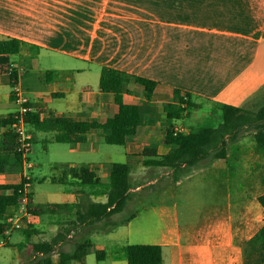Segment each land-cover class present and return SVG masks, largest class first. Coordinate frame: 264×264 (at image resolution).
<instances>
[{
	"label": "crops",
	"instance_id": "0c3cea01",
	"mask_svg": "<svg viewBox=\"0 0 264 264\" xmlns=\"http://www.w3.org/2000/svg\"><path fill=\"white\" fill-rule=\"evenodd\" d=\"M0 36L15 37L24 44L16 54H0V120L16 110L7 66L16 69V83L39 119L52 115L104 121L120 103L139 107L140 123L122 152L105 148L103 143L116 144L115 136L96 128L87 131L81 141L58 143L68 144L69 154L78 156L85 152L98 159L58 162L87 165L103 183L109 180L112 163L128 165L130 178L136 180L159 171V177L166 175L163 188L196 173L214 176L228 168L231 171L224 180H234V194L243 187L244 156L251 157L246 163L255 164L264 172V155L255 150V145L247 153L241 139L232 151L226 148L225 158L205 157L195 165L181 168L180 175L171 176V169L142 163L145 148L160 155L170 149L171 145L162 142L170 125H181L185 131L191 128L165 114L164 105L175 102L174 90L189 94V100L198 105L192 109H201L205 101L214 109L229 104L254 111L264 102V0H0ZM43 51L50 53L47 65L40 63ZM102 66L134 75L129 91L122 93L120 99L99 90ZM147 79L155 82L149 96L144 91ZM190 110L181 119L189 117ZM204 115L203 111L201 116ZM199 117L195 114L193 119ZM220 122L221 118L217 125ZM28 125L32 141L37 139L35 131L51 132L53 140V130H36ZM5 130L0 125V136ZM17 177L18 172L0 173V183H17ZM152 181L141 182L129 191H138ZM70 191L71 201H62L60 194V199L39 201L30 186L29 202L86 204L106 200L105 194H94L90 189ZM15 204L16 197L7 212ZM241 207V199L230 197L223 213L207 216L197 227L188 222L180 224L175 210L160 207L155 210L160 228L148 241L138 240L139 232L131 229L132 218L116 221L115 225H111V216L74 224L76 207L51 213L57 217L48 219L31 213L24 227L17 230L26 243L19 236L11 240L10 233L0 245V264L41 263L36 244L51 240L57 233L59 239L49 253L51 264H60V253L72 252L81 241L90 243L83 258L63 264H127L117 248L137 243L161 245V264H244L245 242L254 232L245 234L238 225L242 220ZM100 249L105 255L97 260L95 252Z\"/></svg>",
	"mask_w": 264,
	"mask_h": 264
},
{
	"label": "trees",
	"instance_id": "16d2710c",
	"mask_svg": "<svg viewBox=\"0 0 264 264\" xmlns=\"http://www.w3.org/2000/svg\"><path fill=\"white\" fill-rule=\"evenodd\" d=\"M24 46L23 42L11 36H0V54H16ZM9 69L10 85L17 82L16 69ZM49 71H46V74ZM134 75L108 66L100 69L98 88L104 93H112L114 98L120 99L122 93L129 91V84L134 80ZM155 82L145 80L144 91L149 96ZM183 94L185 98H183ZM174 90L175 102L164 105L165 114L170 119H181L184 114L197 104L189 100V94ZM221 122L216 127L199 126L190 128L185 132L173 134L172 125L167 128V135L162 137V142L171 145L164 154H157L152 148L144 149L143 165L160 166L172 169L174 172L181 168L197 164L208 156L225 158L226 143L234 139L244 127H253V141L255 150L264 155V102L254 111L229 104H220ZM28 123L32 129L53 130V140L56 142L81 141L87 131L102 129L115 136V143L124 145L129 137L134 134L136 126L140 123V111L137 104L120 103L116 112L104 121L93 119L74 120L66 116H52L39 119L37 112H28ZM11 115L0 120V125L6 130L0 136V173H15L21 169V158L15 150V137L10 127ZM54 168H59L58 176L53 180L63 184H78L88 186L94 194H105L104 202L89 201L86 204L69 203H31L29 208L32 214L60 213L75 208L74 224L83 222L92 223L109 218L111 215L123 210L129 200L130 176L129 167L126 164L112 163L109 167V180L103 183L94 169L87 165L69 166L63 163H54ZM17 183H0V233L4 227L3 218L8 210L10 202L17 196ZM10 190L11 193H6ZM30 197V194H29ZM257 202L264 212V192L256 197ZM131 214L127 219H129ZM126 219V220H127ZM117 222H111L115 225ZM57 233L51 240L36 244V250L40 251L42 260L39 264H51L49 256L53 245L59 239ZM243 251L244 264H264V223L245 242ZM89 241H81L75 244L72 252L60 253V264L66 260H80L86 254ZM119 251L126 259L127 264H161L162 247L159 244L137 243L120 246ZM105 251L96 250L97 260L103 259Z\"/></svg>",
	"mask_w": 264,
	"mask_h": 264
},
{
	"label": "rangeland",
	"instance_id": "374dc122",
	"mask_svg": "<svg viewBox=\"0 0 264 264\" xmlns=\"http://www.w3.org/2000/svg\"><path fill=\"white\" fill-rule=\"evenodd\" d=\"M48 55H50V53L43 51L39 57L41 65H47L49 63ZM190 111V116L192 117L174 119V121L176 123L183 122L191 128H197L199 126L216 127L218 119L221 118V110L206 105L205 101L201 109H192ZM195 111L197 112L194 113ZM203 111L205 115L201 116ZM210 111L212 113L208 115L207 113ZM195 114H199L200 116L196 121L193 119ZM253 132V127H244L234 139L227 141V150L232 151L236 142L241 139L244 149L249 153L250 150L254 149ZM35 133L37 139L32 141L31 149L28 154V158L33 163V166L27 170L31 177L30 182L31 189L35 194L34 198L39 201L60 199V196H58L60 194L62 195V201H66V199L67 201H71L70 190L74 188L89 189L88 186L68 185L54 181L53 177L58 176L60 169L54 168L53 164L60 163L58 161H66L67 159L76 163L77 159L86 161L89 158H98L88 157L85 152L78 156L69 154L67 151L69 145L51 140V132L35 131ZM103 146L114 152H122L124 148L123 145L118 144L103 143ZM250 158V156H244V163L241 170L243 187L240 190L237 189L236 194L232 192L236 184L234 180H231L229 183H225L224 180L225 174L231 171L228 168L221 172L218 171V175L215 172L214 176H207L205 173H196L190 179L183 178L180 183H169L164 186V188L162 184L165 182L166 175H163L164 177H159V171L146 173L143 177H139L138 180L132 177L130 178L131 187H135L148 179H152L153 181L150 184L148 183L141 186L138 191H129V200L123 210L111 215L110 219L112 222H123L133 214V216L130 217L132 218L131 229L134 232H139L140 238H138V240L148 241L149 236L157 233V230L160 228L159 216L156 212L160 207L175 210L180 224L188 222L191 226L197 227L207 216L223 213V211L227 209L230 197H236L242 200V220L238 225H240V228L245 234L253 233L264 223V212L256 200V196L264 192V180L262 179L264 172L261 167L256 169V167H254L255 164L246 163ZM258 159L261 160L260 158ZM231 164H234V162ZM237 165H239V162ZM167 169L170 168L166 167L164 170ZM238 170L239 169H236V171ZM179 173L180 171L174 172L172 170L171 176L180 175ZM239 186L240 181H238V187ZM166 187L169 188L172 193H168ZM40 216L42 219H48L57 217V214L43 213ZM75 217L76 214H73L74 220ZM68 225H70V222ZM16 236H19L20 240L26 243L23 234L18 233V231H13L11 233V240L16 239ZM115 249L116 248H112V250ZM164 263H167V261L165 260Z\"/></svg>",
	"mask_w": 264,
	"mask_h": 264
},
{
	"label": "built area",
	"instance_id": "2783aa9c",
	"mask_svg": "<svg viewBox=\"0 0 264 264\" xmlns=\"http://www.w3.org/2000/svg\"><path fill=\"white\" fill-rule=\"evenodd\" d=\"M11 94L12 100L16 104V110L11 114L12 122L10 127L15 137V150L21 158V169L18 171L17 177V184L20 186L17 189L14 208L4 215V227L0 233V245L5 243L10 233L22 229L31 216L29 208L31 180L27 171L33 166V163L28 158L32 144V132L28 125L27 116L28 112L31 111V107L28 97L24 94L18 83L11 86ZM183 98H185V95H183ZM172 132L173 134L185 132V128L181 125H175L172 128ZM38 257L41 258L42 254L39 253Z\"/></svg>",
	"mask_w": 264,
	"mask_h": 264
}]
</instances>
